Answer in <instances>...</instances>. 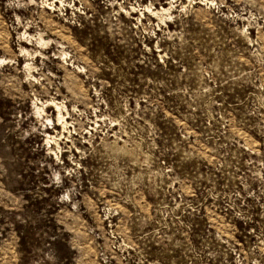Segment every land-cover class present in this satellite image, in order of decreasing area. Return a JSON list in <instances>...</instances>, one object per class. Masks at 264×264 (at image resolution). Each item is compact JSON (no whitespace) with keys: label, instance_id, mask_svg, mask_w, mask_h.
I'll return each instance as SVG.
<instances>
[{"label":"rangeland","instance_id":"obj_1","mask_svg":"<svg viewBox=\"0 0 264 264\" xmlns=\"http://www.w3.org/2000/svg\"><path fill=\"white\" fill-rule=\"evenodd\" d=\"M0 264H264V0H0Z\"/></svg>","mask_w":264,"mask_h":264},{"label":"bare ground","instance_id":"obj_2","mask_svg":"<svg viewBox=\"0 0 264 264\" xmlns=\"http://www.w3.org/2000/svg\"><path fill=\"white\" fill-rule=\"evenodd\" d=\"M40 39V43H42V45H43V43H44V45H46L47 44V42H44V40H43V38H39ZM58 108H60V106H57ZM62 119V118H61Z\"/></svg>","mask_w":264,"mask_h":264}]
</instances>
